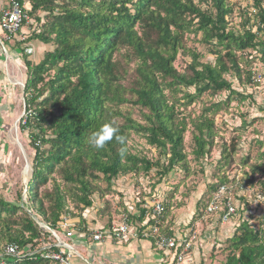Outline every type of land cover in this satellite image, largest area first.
Masks as SVG:
<instances>
[{"label": "trees", "instance_id": "16d2710c", "mask_svg": "<svg viewBox=\"0 0 264 264\" xmlns=\"http://www.w3.org/2000/svg\"><path fill=\"white\" fill-rule=\"evenodd\" d=\"M24 6L38 29L22 42L11 39L3 45L16 41L30 46L34 41L52 49L36 65L23 59L25 118L20 129H28L34 156L26 203L17 206L0 200V248L14 244L19 249L40 250L39 241L48 236L37 222L57 230L70 190L73 194L68 197L76 209L80 205L79 211L91 208L94 183L100 176L109 185L118 176L146 175L153 170L162 178L175 166L183 169L186 123L176 118V106L180 101V106L191 104L203 94L214 97L223 92L227 93L226 105L231 97L245 101L244 94L231 88L225 75L243 76L244 83L255 86L252 68L264 59V38L259 37L264 33L262 0H253L255 20L251 22L243 13L237 28L230 24L233 11L227 0H26ZM39 13L44 14V20L37 16ZM189 35L199 36L198 43L207 46L214 64L200 63L199 54L184 46ZM179 53L191 58L182 73L174 68ZM131 63L133 68L128 67ZM191 88L192 94L186 92ZM125 105L144 111V124L119 110ZM210 107L217 112L220 103ZM104 123L119 128L124 144L113 139L100 150L88 145L89 134ZM193 129L198 159L214 145L213 123L204 118ZM131 134L158 151L165 166L160 158L152 162L131 154L127 148ZM222 152L223 166H227L228 157L235 153L234 144ZM256 172L263 175L260 185L264 188V169L255 165L251 173ZM52 173L68 189L60 190L50 179ZM48 180L53 190L39 197L38 187ZM229 184L222 176L208 189L206 201L219 187ZM142 204H138L137 216L128 214L129 220L143 222ZM240 219L229 240L226 264H264V230H255ZM19 263L50 264L39 254Z\"/></svg>", "mask_w": 264, "mask_h": 264}, {"label": "rangeland", "instance_id": "374dc122", "mask_svg": "<svg viewBox=\"0 0 264 264\" xmlns=\"http://www.w3.org/2000/svg\"><path fill=\"white\" fill-rule=\"evenodd\" d=\"M227 3L233 11L230 18L232 27L237 28L243 21V13H246L251 22L255 20L253 0H227ZM262 5L264 8V0ZM25 8L27 9V6ZM37 16L43 19L44 14L39 13ZM33 20L34 18H30V24L22 30L26 37L38 29ZM259 37L264 38V33H260ZM198 40L199 36L196 38L192 35L186 36L184 46L199 54L200 63L214 64V56L209 54L207 46L198 43ZM30 43V46H22L12 41L3 49L0 47V200L17 206L26 203L25 192L31 178L34 156L28 129L24 131L20 129L25 118L23 86L26 72L23 59L27 58L33 65L40 61V56L33 55L32 52L29 55L24 53L25 48L37 45L34 41ZM45 47L46 51L52 49L49 46ZM190 62L189 56L179 53L174 68L182 73ZM128 67L133 68V64H129ZM254 70L259 76V82L255 86L244 83L243 76L238 79L232 73L225 75L231 88L244 94L245 101L240 102L231 97L226 105L223 102L227 93L223 92L214 97L203 94L196 97L191 104L180 106L183 104V101H180L179 107L176 106V118L184 119L186 123L183 135L185 169L179 165L175 166L162 178L153 170L146 175L118 176L109 185L99 175V180L94 183L96 191L90 198L91 208L79 211L82 208L80 205L79 209H76L68 197L71 192L73 194L70 190V194L65 195L64 216L71 224H76V227L81 220L79 228L88 222L91 229L103 227L107 230L118 221L123 207H127L129 200L134 204L139 202L136 203L137 212L138 204L143 202L139 206H144L145 201H151L153 195L154 200L162 203L164 212L162 217L152 221L153 226L157 228V234L166 236L172 234L171 237L175 239L189 241L190 248L186 254L194 250L195 254L192 256L193 259L195 256L197 264H226V259L230 255L229 240L234 235L239 218L247 221L255 230H264V188L260 185L263 175L258 172L253 175L251 173L255 165L264 169L263 62H255ZM186 92L192 94L194 90L191 88ZM180 96L177 95L178 98ZM217 103H220V109L215 112L210 106ZM119 110L127 113L132 120L144 124L141 117L144 111L139 108L125 105L119 107ZM204 118L213 123L214 145L209 151H205L202 158L197 159L192 140L196 134L193 125L200 123ZM231 144L235 146V153L228 157V165L223 166L222 150L229 149ZM127 148L131 154L145 157L152 162L160 158L158 151L147 146L145 141L135 134L130 135ZM160 163L165 166L162 157ZM222 176L230 183L227 186L232 190L233 204L238 211L237 216L226 224H221L217 215L206 216L204 213L206 200L211 191L208 189L217 185ZM50 179L55 180L60 190L68 189L56 173H52ZM51 186L50 180L40 185L37 189L39 197L45 192H51L53 190ZM33 189L32 187L30 191ZM130 221L131 225L136 227V222ZM44 234L49 236L46 232Z\"/></svg>", "mask_w": 264, "mask_h": 264}, {"label": "built area", "instance_id": "2783aa9c", "mask_svg": "<svg viewBox=\"0 0 264 264\" xmlns=\"http://www.w3.org/2000/svg\"><path fill=\"white\" fill-rule=\"evenodd\" d=\"M24 8V0H0V47L2 49L4 48L3 43L10 42L11 39L19 42L26 39L22 30L30 24V19ZM31 52L30 48L25 49L26 54L29 55ZM262 62L264 64V59ZM252 80L255 83L259 82V76L254 70V66L252 68ZM232 196L230 187H219L206 203L205 215H217L221 224H226L233 220L237 213V207L233 204ZM135 204L133 203L129 207L130 209L127 206L125 208L127 214L122 212L118 221L113 223L109 229L105 230L102 228L90 231L85 228L81 231V235L77 232L76 224H71L64 215L60 217L57 223V230H50L45 225L37 222L38 226L49 235L47 240L41 239L39 241L40 250L31 251L29 247L19 249L17 245L7 244L0 248V264L19 263L25 257H31L35 254H39L41 259L47 260L50 264H74V259L79 256L71 246L76 234L83 239L82 241L77 240L79 244L90 240V243L94 245L101 244L106 239L125 242L138 234L146 239L151 237L157 249L174 252L175 261L181 262L190 248V242L159 235L157 234L156 226L150 224L151 221H156L162 215V203L154 199L145 201V205L141 206V209L145 211V219L136 227L131 225L128 218V214H134Z\"/></svg>", "mask_w": 264, "mask_h": 264}, {"label": "crops", "instance_id": "0c3cea01", "mask_svg": "<svg viewBox=\"0 0 264 264\" xmlns=\"http://www.w3.org/2000/svg\"><path fill=\"white\" fill-rule=\"evenodd\" d=\"M31 47L33 55L40 56L41 60L47 48L39 43L35 47L33 45ZM132 205L133 203L129 200L127 203L128 208ZM133 213L137 216L135 210ZM138 225L136 222V226ZM85 228L90 231H96V229L90 228L88 222L81 226V229ZM102 228L99 227L98 229ZM81 229H77L80 235ZM74 238L71 246L74 252L79 255L74 259V264H197V261L194 260L195 256L194 259L192 256V254H195L194 250L188 253V255L186 254L181 262H177L175 261L174 252L155 248L152 238H142L139 234L125 242L106 239L97 245L90 243V240H86L85 243L80 242L79 244L77 240L82 241L83 239L78 234Z\"/></svg>", "mask_w": 264, "mask_h": 264}, {"label": "clouds", "instance_id": "9594fccd", "mask_svg": "<svg viewBox=\"0 0 264 264\" xmlns=\"http://www.w3.org/2000/svg\"><path fill=\"white\" fill-rule=\"evenodd\" d=\"M115 139L117 142L124 144L125 137L119 135V128L111 123L102 124L97 130L91 132L87 137V143L89 146L96 150L103 149L105 145ZM125 149H121V155H123Z\"/></svg>", "mask_w": 264, "mask_h": 264}, {"label": "water", "instance_id": "95a60500", "mask_svg": "<svg viewBox=\"0 0 264 264\" xmlns=\"http://www.w3.org/2000/svg\"><path fill=\"white\" fill-rule=\"evenodd\" d=\"M28 168V166H26Z\"/></svg>", "mask_w": 264, "mask_h": 264}]
</instances>
